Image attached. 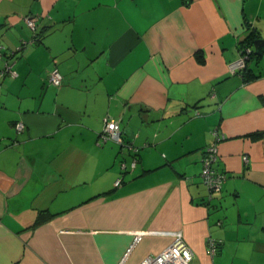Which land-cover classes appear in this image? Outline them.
<instances>
[{
  "label": "crops",
  "instance_id": "0c3cea01",
  "mask_svg": "<svg viewBox=\"0 0 264 264\" xmlns=\"http://www.w3.org/2000/svg\"><path fill=\"white\" fill-rule=\"evenodd\" d=\"M26 17L41 41L17 50ZM251 31L264 0H0V264H138L173 230L191 264H264V54L236 65ZM104 117L136 153L102 141Z\"/></svg>",
  "mask_w": 264,
  "mask_h": 264
},
{
  "label": "built area",
  "instance_id": "2783aa9c",
  "mask_svg": "<svg viewBox=\"0 0 264 264\" xmlns=\"http://www.w3.org/2000/svg\"><path fill=\"white\" fill-rule=\"evenodd\" d=\"M26 23L28 26L35 31L36 25L33 17H26ZM33 42V39L30 40V43ZM5 47L3 44H0V60H3V66L0 69V78L4 77H12L16 74L14 69V63L8 62L6 58L3 59V51ZM251 53V49L249 47H244L240 49V56L236 61V65L240 68L244 67L246 61L249 58V54ZM48 81L50 84L55 86H59L62 81V76L59 70L56 67H53L48 72ZM1 85V84H0ZM17 129H21L22 124H17ZM211 136L214 141L212 144L207 145L201 156L202 169L200 171V177L202 182L205 184L206 188L209 191V197L215 191H218L222 187V183L224 182L226 175L223 172H220L216 169L215 165L218 160V149L217 142L224 138V135L217 127H214L210 131ZM100 136L103 142L107 140L115 141L120 145V147H127L133 152H137L138 148L128 141H124L122 137V132L119 126L118 119H113L110 117L103 118V129L100 132ZM243 160L246 162V155L243 156ZM136 158L133 157L130 167L132 168L135 165ZM119 167L122 171L126 170V164L124 161L119 162ZM121 182V179L118 178L115 181V185H118ZM156 232V231H155ZM158 233H164L170 235V242L167 246H165L160 251L145 256L138 264H191V260L193 258V250L186 243L183 233L180 230L173 231H158ZM140 238V235L136 236L133 243L129 246L128 250L134 246ZM210 251L213 253L217 248V243L213 239L208 240Z\"/></svg>",
  "mask_w": 264,
  "mask_h": 264
},
{
  "label": "trees",
  "instance_id": "16d2710c",
  "mask_svg": "<svg viewBox=\"0 0 264 264\" xmlns=\"http://www.w3.org/2000/svg\"><path fill=\"white\" fill-rule=\"evenodd\" d=\"M36 25V24H35ZM255 36H257V34L254 32V31H251L246 37H245V39H243L241 42H240V49L241 48H244V47H249L250 49H251V43H252V41H253V39L255 38ZM31 39H33V42L34 43H37V42H39V41H41V35H40V32H39V30L37 31L36 29H35V31H33V35L31 36ZM29 40H21V46L20 47H18V49L17 50H22L25 46H27L28 44H29ZM5 47V46H4ZM11 53H9V51L7 50V48H5V50L3 51V59L4 58H6V60L8 61V62H13V61H10L9 60V57L12 55V53H13V51H10ZM254 52L252 51V49H251V53L249 54V58H248V61H249V59L251 58V56H252V54H253ZM0 61H2V65L0 66V69L2 68V66H3V60H0ZM247 63V62H246ZM245 79H248V77H249V75H248V73H246L245 72ZM7 77H9V76H7ZM47 77H48V74H47ZM4 78H6V77H4ZM4 78H0V80L1 79H4ZM258 134H260V133H254L253 135L255 136V135H258ZM39 222H41V219L40 218H37V220L35 221V224H38Z\"/></svg>",
  "mask_w": 264,
  "mask_h": 264
},
{
  "label": "water",
  "instance_id": "95a60500",
  "mask_svg": "<svg viewBox=\"0 0 264 264\" xmlns=\"http://www.w3.org/2000/svg\"><path fill=\"white\" fill-rule=\"evenodd\" d=\"M251 45L253 46L252 51L254 54L261 56L264 54V38H261V36L257 35L253 39Z\"/></svg>",
  "mask_w": 264,
  "mask_h": 264
}]
</instances>
